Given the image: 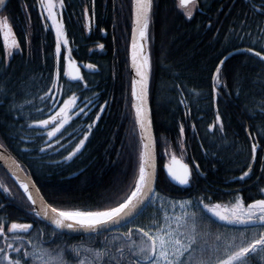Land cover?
Masks as SVG:
<instances>
[{
	"label": "trees",
	"instance_id": "16d2710c",
	"mask_svg": "<svg viewBox=\"0 0 264 264\" xmlns=\"http://www.w3.org/2000/svg\"><path fill=\"white\" fill-rule=\"evenodd\" d=\"M253 2L259 8L264 0H197L189 19L186 9L179 7V0H153L148 51L152 60L149 93L159 166L157 191L171 200L195 199L205 194H212L213 202L222 203L234 202L237 194L243 196L246 203L264 198L260 192L264 188V151H257L253 163L251 140L245 131V127H249L264 148V117L259 115L264 102V83L258 76L264 69L248 59V53L237 52L226 61L223 70L227 91L232 94L221 92L214 98L211 87V76L222 57L249 46L248 37L238 39L237 33L243 36L246 30L254 38L264 27V15L253 9ZM64 3L62 18L72 55L79 61L96 65V69L86 70L83 81L73 82L64 75L65 51L62 49L60 85L63 93L53 90L50 95L56 99L42 101L40 98L51 88L49 75L56 67L55 31L45 19L46 13H41L38 0H10L0 13V19H7L19 49H12L9 56L0 32V89H3L0 92V143L22 162L48 203L65 209L102 210L108 204L114 206V202L125 195L138 166L139 131L131 106L128 52L132 0H64ZM87 19L91 20L90 31ZM114 42L116 53L111 49ZM100 44L104 45L103 49ZM103 50H107V54L99 55ZM236 79L240 82L239 88H234ZM74 93L80 97V105L86 102L85 98L93 99L94 104L86 109L87 115L74 116L62 129V135L58 133L49 141L45 129L28 127L34 121L47 119L54 107ZM181 100L184 103H180ZM105 101L107 106L101 112ZM12 104L17 107L10 110ZM217 109L223 123L222 132L215 120ZM97 115L100 119L84 148L66 161L64 157L83 138L87 125L96 120ZM45 141L52 147H47ZM41 147L46 150L40 152ZM25 148L30 151H24ZM165 151L175 153L190 165L198 163L204 174L190 187L172 184L162 168L169 161ZM249 164L253 171L245 180H239ZM0 182L9 188L11 195L7 193L4 198L12 203L8 207L9 214L2 216L3 221L7 224L28 222L33 224V229H41L39 241L43 246L52 250L59 245L65 250L64 259L69 264H78L87 256L82 251L77 257L70 251L73 247L102 250L106 238L113 241L119 235L76 236L56 231L57 235L53 236V228L28 211L29 202L1 166ZM252 182L253 185L245 187ZM214 186L229 191L216 195L221 191ZM210 187L208 194L204 189ZM117 188L120 189L118 196L107 199ZM2 194L0 189V196ZM142 218L137 224L148 223V219L140 222ZM220 223L217 221L216 225ZM227 228L233 232L243 230L241 226ZM19 235L24 237L27 250L29 240L37 243L34 232L31 236ZM53 240L56 243H52ZM4 243L0 238V247Z\"/></svg>",
	"mask_w": 264,
	"mask_h": 264
},
{
	"label": "snow or ice",
	"instance_id": "6c2138e0",
	"mask_svg": "<svg viewBox=\"0 0 264 264\" xmlns=\"http://www.w3.org/2000/svg\"><path fill=\"white\" fill-rule=\"evenodd\" d=\"M41 13H46L45 19L51 21V28L55 30V57L56 67L54 72L49 75L51 88L45 93L43 100H55L56 97L50 95L53 90L63 93V86L60 85L61 67L60 57L62 46L66 47L69 43L65 26L62 18V10L65 8L64 0H38ZM5 5V0H0V6ZM133 5V24L131 42V67L135 71V78L131 81L132 108L135 113V123L139 128V150L138 166L133 173L132 182L129 184L125 195L120 197L112 204L106 205L102 210H80L58 208L47 203L40 190L35 184L25 177L21 179L19 172L23 171L18 163L7 155V150L0 152V160L7 161L16 176L20 188L27 196L29 202V212L41 220L48 221L54 226L52 235L56 236V230L63 229H83L90 233H99L107 230L109 226H122L126 229L119 233L113 241L105 239V247L102 250L94 248L73 247L70 251L77 257L81 252H86L87 256L80 259L78 264H264V198L253 199L246 203L243 196L237 194L234 202L222 203L213 202L211 195H199L195 199L169 200L166 196L157 191L158 171L156 140L152 132L151 110L148 105L149 82L152 76L151 53L146 50L149 39V25L153 11V0H132ZM179 7L186 9L185 15L191 19L193 9L197 7V0H179ZM254 10L264 15V3L257 8L253 2ZM246 23V22H245ZM0 32L3 33L4 46L8 49L7 54L12 55V49H19V43L14 38L12 27L7 19H0ZM248 37L249 46L247 48H237V52L248 53V59L258 63L264 69V27H261L260 34L253 38L252 33L245 30L244 35L237 33V38L243 40ZM11 38V40H10ZM10 41V42H9ZM101 49L104 48L100 44ZM258 49V50H257ZM234 53L229 52L224 56L215 67L211 76L212 91L214 98L220 96L221 92L225 95L232 93L227 91V79L224 74L226 61ZM66 70L64 75L72 81L80 82L84 77L80 73V68L75 60L72 59V51L69 48L65 57ZM84 67L95 70L96 65L88 64ZM264 81V71L258 73ZM240 82L234 80V88H239ZM84 87L88 85L85 83ZM175 87L179 88V85ZM3 92V89H0ZM240 94L239 91L236 92ZM6 95V93H5ZM199 95V93H196ZM80 97L75 93L65 99L58 111L49 115L47 119H40L29 124V128L39 127L46 130L48 140L62 135V129L73 120L74 116L87 115L86 109L94 104L93 99L85 98L83 107L78 103ZM31 103V101H26ZM180 103H184L183 100ZM107 106V101L100 107L103 112ZM17 105L12 104L11 108ZM23 108V105H19ZM54 107V106H53ZM42 111V109H37ZM264 117V102L261 103L260 113ZM100 119L97 115L96 120L87 125V132L83 138L69 151L64 159L72 160L84 148L85 142L91 130ZM219 130L223 131V123L219 110L215 117ZM195 127V126H193ZM214 127L210 125V128ZM249 139L256 141L251 143L250 155L252 161L256 160L258 150L264 151L256 136L245 127ZM180 134L183 136L184 127L181 125ZM257 135L259 133L257 132ZM21 140L24 138L21 136ZM59 143V139L56 141ZM47 147H52L45 141ZM4 148L0 144V149ZM183 154L184 145L180 144ZM44 147L39 148L44 152ZM24 151H30L25 148ZM169 157V162L163 167L167 171V176L172 181L181 186H191L199 175L200 165L185 163L178 159L175 153L165 151ZM18 170V171H17ZM253 171L252 165L247 166L239 180L243 181L249 177ZM0 189L11 195L9 188L0 182ZM35 190V194L33 193ZM120 189L110 193L106 198L118 196ZM264 194V188L260 189ZM173 209L169 214L168 208ZM180 209L179 214L175 212ZM151 208L152 212L147 217V224H137V221L145 212ZM191 209V211H190ZM221 222L219 226L216 222ZM132 225V227H129ZM227 226H241L243 230L235 232ZM36 232L37 243L31 245V251L27 250L24 244V237L21 233L32 235ZM41 229H33L31 223L11 222L6 227V222L0 219V238L4 239V246L0 247V264H69L64 259V249L57 246V249L49 250L42 246L39 241ZM9 234H12L11 238ZM11 239V242H9ZM52 243H56L55 240ZM13 253L15 255H13ZM55 253V255H53ZM91 257V258H89Z\"/></svg>",
	"mask_w": 264,
	"mask_h": 264
},
{
	"label": "water",
	"instance_id": "95a60500",
	"mask_svg": "<svg viewBox=\"0 0 264 264\" xmlns=\"http://www.w3.org/2000/svg\"><path fill=\"white\" fill-rule=\"evenodd\" d=\"M9 1L10 0H5V5H3V6H0V13H2L5 9H6V7H7V4L9 3ZM133 20V19H132ZM133 27H134V24H133ZM131 42H132V35H131V41H130V47H129V58H130V72L129 73H131V78H132V80L135 78V71L132 69V67H131ZM146 50H148V48H147V44H146ZM232 53H237V49L236 50H233L232 51ZM231 57V56H230ZM75 62H76V64H77V66L80 68V73H81V75L83 74V70H82V67L80 66V64H79V61L78 60H75ZM83 76V75H82ZM149 92H150V82H149ZM132 102H133V100H132ZM148 105H149V108H150V110H151V102H150V93H149V95H148ZM133 111H134V109H133ZM151 113H152V110H151ZM135 114V113H134ZM151 119H152V114H151ZM152 132H153V136H154V138H155V140H156V137H155V132H154V127H153V119H152ZM5 147L4 148H2V149H0V152H4L5 151ZM7 150V149H6ZM156 154H157V143H156ZM7 155H9L12 159H14L15 161H16V163H18L19 165H20V167L22 168V166H21V164L19 163V161L14 157V155L13 154H11V152H9L8 150H7ZM158 156V155H157ZM178 158V157H177ZM178 159H181V158H178ZM0 163H1V166L8 172V174L13 178V180L17 183V185L19 186V183L17 182V180H16V176L15 175H13V171H12V169H11V166H10V164L7 162V161H5V160H0ZM186 163V162H185ZM190 165V164H189ZM23 169V168H22ZM18 171V170H17ZM157 171H158V161H157ZM164 172H165V174L167 175V171H166V169H164ZM19 175H20V177H21V179H24L25 177H28L29 179H31V181L34 183L35 181H34V179L32 180V177H30L29 175H27L26 174V172L24 171V169H23V171H21V172H19ZM168 177V176H167ZM169 178V180L172 182V183H174V184H176V182H174V181H172L171 180V178L170 177H168ZM35 184V186H36V188H38V186H37V184L36 183H34ZM176 185H178V184H176ZM178 186H181V185H178ZM20 187V186H19ZM182 187H188V186H182ZM39 189V188H38ZM21 190H22V192H23V189L21 188ZM33 193L35 194V190L33 189ZM23 194H25L24 192H23ZM26 195V194H25ZM40 195L41 196H43L42 194H41V192H40ZM27 197V196H26ZM44 198V197H43ZM45 199V198H44ZM45 201H46V199H45ZM46 221V220H45ZM48 222V221H47ZM48 224H50L49 222H48ZM53 226V225H52ZM54 227V226H53ZM116 227H120V226H109L108 227V230L109 229H113V228H116ZM61 231H64V232H66V233H69V234H85V233H90V232H87V231H85V230H83V229H63V230H61Z\"/></svg>",
	"mask_w": 264,
	"mask_h": 264
},
{
	"label": "bare ground",
	"instance_id": "6f19581e",
	"mask_svg": "<svg viewBox=\"0 0 264 264\" xmlns=\"http://www.w3.org/2000/svg\"><path fill=\"white\" fill-rule=\"evenodd\" d=\"M95 9V8H94ZM117 47V46H116ZM248 47V46H247ZM247 47H243V48H247ZM230 52H232V51H230ZM228 54L229 53H227V55H225V56H228ZM224 58V56L222 57V59ZM230 58V57H229ZM263 83H264V81H262ZM248 129H249V131H250V128L248 127ZM247 137L249 138V136L247 135ZM253 142H256V141H252L251 140V143H253ZM1 144V143H0ZM6 148V147H5ZM253 163H254V161H253ZM192 166V165H191ZM261 174H262V172H261ZM16 184V183H15ZM254 184V182H252V183H250V184H248V185H246L245 187H248V186H251V185H253ZM16 186H18L17 184H16ZM214 188H216V189H218V190H220L221 192L220 193H217L216 195H219V194H222L223 195V193L225 194L226 192H228L229 190L228 189H225V188H223V187H221V186H214ZM211 189H212V187H210V188H208V189H204V191L205 192H207L208 194L209 193H211V192H209V191H211ZM3 195V196H2ZM1 196H0V200L1 199H3L5 196H7V193H5V192H3V194H2ZM210 195H212V194H210ZM5 200H4V202L0 205V215H1V219L3 220V218H2V216H4V214H6V215H8L9 214V212H10V208H8L9 206H11L12 205V203L7 199V198H4Z\"/></svg>",
	"mask_w": 264,
	"mask_h": 264
},
{
	"label": "flooded vegetation",
	"instance_id": "af4514ba",
	"mask_svg": "<svg viewBox=\"0 0 264 264\" xmlns=\"http://www.w3.org/2000/svg\"><path fill=\"white\" fill-rule=\"evenodd\" d=\"M95 49V48H94ZM92 50V53L95 51V50ZM115 53H116V44H115V42H114V47H112L111 48ZM107 50H103V51H100V53H99V55L101 54V56H105L107 53ZM91 53V54H92ZM90 54V55H91ZM72 58H73V56H72ZM89 63H86V62H80V65H81V67H82V69L83 70H89L88 68H86V67H84L85 65H88ZM91 71V70H90ZM29 211V210H28ZM31 213V212H30ZM147 212H145V214L142 216L143 218H146V217H148L149 216V214L150 213H148V215L146 214ZM11 223V222H10ZM10 223H6V227L8 226V225H10ZM24 223H28V222H24ZM124 231H121V233H123ZM34 233H36L35 231H34ZM52 233V232H51ZM105 233H110V232H105ZM95 234H97L98 235V233H95ZM100 234V233H99ZM113 234H116V233H113ZM28 250L29 251H31V245H30V247L28 248Z\"/></svg>",
	"mask_w": 264,
	"mask_h": 264
},
{
	"label": "rangeland",
	"instance_id": "374dc122",
	"mask_svg": "<svg viewBox=\"0 0 264 264\" xmlns=\"http://www.w3.org/2000/svg\"><path fill=\"white\" fill-rule=\"evenodd\" d=\"M50 23V25H51V21H49ZM55 31V30H54ZM2 37H3V33H2ZM3 39H4V37H3ZM67 39H68V37H67ZM10 40H11V38H10ZM69 41V40H68ZM70 43V42H69ZM68 43V45L66 46V47H63L62 46V49H66L65 51H68V49L70 48V44ZM169 200H171V198H168ZM168 212H169V214H171L172 213V211H173V209L171 208V207H169L168 209ZM175 212L177 213V214H179V212H180V209L177 207L176 209H175ZM147 215H148V211H147V213H146Z\"/></svg>",
	"mask_w": 264,
	"mask_h": 264
}]
</instances>
